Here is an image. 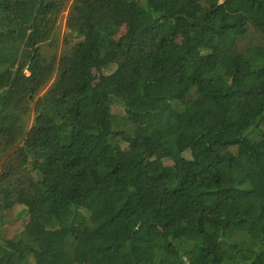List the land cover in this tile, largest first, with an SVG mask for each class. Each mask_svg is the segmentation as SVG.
I'll return each instance as SVG.
<instances>
[{"label": "trees", "instance_id": "1", "mask_svg": "<svg viewBox=\"0 0 264 264\" xmlns=\"http://www.w3.org/2000/svg\"><path fill=\"white\" fill-rule=\"evenodd\" d=\"M0 264H264V0H0Z\"/></svg>", "mask_w": 264, "mask_h": 264}, {"label": "rangeland", "instance_id": "2", "mask_svg": "<svg viewBox=\"0 0 264 264\" xmlns=\"http://www.w3.org/2000/svg\"><path fill=\"white\" fill-rule=\"evenodd\" d=\"M63 26H64V24H63ZM63 29H65V28H63Z\"/></svg>", "mask_w": 264, "mask_h": 264}]
</instances>
